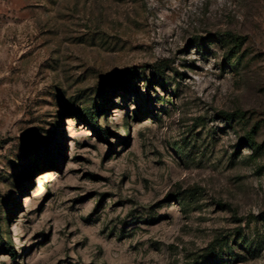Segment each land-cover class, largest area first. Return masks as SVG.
Segmentation results:
<instances>
[{
    "label": "rangeland",
    "instance_id": "1",
    "mask_svg": "<svg viewBox=\"0 0 264 264\" xmlns=\"http://www.w3.org/2000/svg\"><path fill=\"white\" fill-rule=\"evenodd\" d=\"M0 264H264V0H0Z\"/></svg>",
    "mask_w": 264,
    "mask_h": 264
},
{
    "label": "trees",
    "instance_id": "2",
    "mask_svg": "<svg viewBox=\"0 0 264 264\" xmlns=\"http://www.w3.org/2000/svg\"><path fill=\"white\" fill-rule=\"evenodd\" d=\"M97 135L101 138V139H107V134L102 132V131H98L96 130Z\"/></svg>",
    "mask_w": 264,
    "mask_h": 264
},
{
    "label": "bare ground",
    "instance_id": "3",
    "mask_svg": "<svg viewBox=\"0 0 264 264\" xmlns=\"http://www.w3.org/2000/svg\"><path fill=\"white\" fill-rule=\"evenodd\" d=\"M46 177V183L51 180V173H46V175H44Z\"/></svg>",
    "mask_w": 264,
    "mask_h": 264
}]
</instances>
